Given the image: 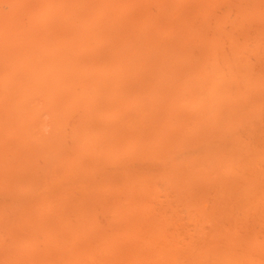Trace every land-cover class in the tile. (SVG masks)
I'll return each instance as SVG.
<instances>
[{"label": "bare ground", "instance_id": "bare-ground-1", "mask_svg": "<svg viewBox=\"0 0 264 264\" xmlns=\"http://www.w3.org/2000/svg\"><path fill=\"white\" fill-rule=\"evenodd\" d=\"M0 264H264V0H0Z\"/></svg>", "mask_w": 264, "mask_h": 264}]
</instances>
